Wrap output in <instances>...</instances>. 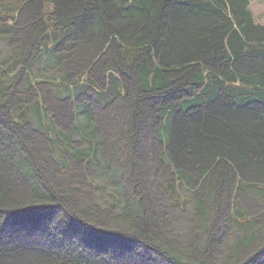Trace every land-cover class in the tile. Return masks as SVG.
I'll use <instances>...</instances> for the list:
<instances>
[{"label":"trees","instance_id":"16d2710c","mask_svg":"<svg viewBox=\"0 0 264 264\" xmlns=\"http://www.w3.org/2000/svg\"><path fill=\"white\" fill-rule=\"evenodd\" d=\"M249 3L0 0V264H264Z\"/></svg>","mask_w":264,"mask_h":264},{"label":"rangeland","instance_id":"374dc122","mask_svg":"<svg viewBox=\"0 0 264 264\" xmlns=\"http://www.w3.org/2000/svg\"><path fill=\"white\" fill-rule=\"evenodd\" d=\"M249 7L255 21L264 24V0H250Z\"/></svg>","mask_w":264,"mask_h":264}]
</instances>
